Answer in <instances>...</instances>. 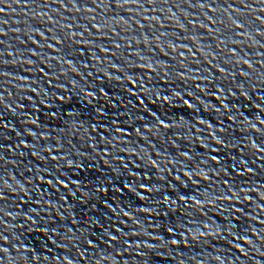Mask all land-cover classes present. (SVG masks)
<instances>
[{"label": "snow or ice", "instance_id": "obj_1", "mask_svg": "<svg viewBox=\"0 0 264 264\" xmlns=\"http://www.w3.org/2000/svg\"><path fill=\"white\" fill-rule=\"evenodd\" d=\"M4 11V8H2V7H0V12H3ZM142 187H143V185H142ZM169 231H171V229H169ZM5 239H7V237H4ZM0 258H2V257H0Z\"/></svg>", "mask_w": 264, "mask_h": 264}]
</instances>
